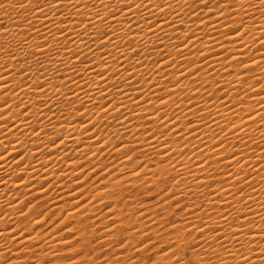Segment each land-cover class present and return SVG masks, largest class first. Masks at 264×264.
Here are the masks:
<instances>
[{"label": "bare ground", "instance_id": "6f19581e", "mask_svg": "<svg viewBox=\"0 0 264 264\" xmlns=\"http://www.w3.org/2000/svg\"><path fill=\"white\" fill-rule=\"evenodd\" d=\"M192 1L193 0H61V3L64 5V7L61 8L60 5L57 4L55 6V11H52L45 5L55 4V0H31V3L27 4L26 7L17 6L19 3H22L23 0H0V25H3V27L0 28V49H5L4 51H0V211H1L0 232H3L5 238L10 235L9 231H5L7 229L8 224L10 223L14 224L10 231L16 232L17 230H21V228L17 227L20 225V223H22L21 220L23 219L25 220L24 217L25 215L21 214L18 210H17L18 212L15 213L14 216H11L13 213L10 215L11 212L7 211L10 210L11 208L14 207L16 208V205L18 206L19 203L21 202L23 203L24 201V199L19 200L18 198L19 201L15 200L16 202H13V199L14 198L16 199V196H18V194L16 195L15 193L21 192L25 188V184H28L29 180H31L33 183L37 181L39 185V183H41V180L50 179L49 182L51 181L52 182L50 184L49 183L46 184L45 187L47 185H52V184H55L56 186L59 185L62 186L65 183V181L71 178L73 174L78 171L77 169L78 161L77 159H75L78 157V154H76L77 157H73L74 153L85 151L86 148H88L92 143L95 144V140H88L87 134H82V133L85 127H90L91 123H97V128H98V126L102 124L103 120L107 118L105 117L101 119V117H103V113L100 112L98 108L93 107L95 102L98 103V101L101 104L106 103V101L100 99L101 95H104L105 93L97 91V88L107 89V95L113 99V105L119 101L125 106V107H120L118 109V112L125 110L124 113L127 114V116L124 115L127 118L122 120L123 121L122 123H126L128 119L133 120V118H135L136 120H138V122L142 121V124L145 125L147 124L145 127H147L148 129L150 128L152 130L159 132L161 129L158 121L160 120V117L163 115V112L156 113L155 115H153L152 111H153V104H155L156 107H161L162 102L157 100L156 97L153 96L150 91H148V89L153 84H155L156 87L152 88V91L155 92L157 95L164 94L163 92H161L162 87L168 92L175 91L176 95L170 96L166 100L167 103L166 111L169 116H172L173 113H175V120L179 121L177 128L173 129V131H178L180 127H184L185 131H184L183 149H181L180 147L179 136H173L171 133H168L164 137L169 141V143L164 145V147L166 148L171 147V149H173L172 155H176L179 158H173L172 160L167 161L165 160L167 159V155L161 156L160 161L163 158L164 161L167 162L165 163L158 162L156 166H153V168L156 167L155 169L157 171L155 172L157 174L156 176H154L155 177L154 180L158 181L159 178L156 177L159 176L169 181V184L170 186H172V188L168 189L169 192L167 193V195L170 194L177 187V185H179V193L176 197H174L175 199L180 197L182 198L183 195H186L185 188L186 187L190 188L192 193L195 194L194 196H196V198H194L195 199L194 203H196L197 205H203V209L197 212L196 215L199 216L201 219H203L205 223L209 226V228L222 225L225 235L230 230L231 231L236 230L235 226L229 229V225L232 223L233 218L238 217L240 213H245L249 220L254 221V223L251 224V228L253 229L252 233H249L248 228L243 229L245 235L240 238L241 242L244 245L243 248H240L239 246L235 245L234 241L227 244L229 251L232 253L231 256L225 253L216 244H213L211 248H209L207 244H204V248L207 250L208 253L207 255H204L203 253H201L200 256H196L195 253H193L192 255L197 260H199L202 257L205 264H243V261L240 259L239 256V253L243 252L244 255L248 257L249 264H262V261H264V257L261 256V250H264V242H262L264 241V234H262V229H264V5H260V0H235V1L232 0L231 8L226 7L224 9L223 8L224 6L222 7L220 6L219 11H217L218 8L217 10L215 9L216 15L213 16V20L211 18L210 24L209 23L207 24V22H203V21L198 22L197 21L198 19H196L197 22H192V19L189 20L188 18L189 16L187 17L188 12H186L187 11L186 7L193 5L194 3ZM203 3L204 1L202 2V4ZM207 3H209V1H207ZM224 3L225 2H223V5H225ZM102 4L106 5L107 8L102 7ZM124 4L143 5V7H129L128 9H124ZM251 4H256L257 7H250ZM37 5L40 8H42L45 13H47L49 19L46 20L44 16L40 15L39 12L34 11ZM73 5H77V7H73ZM93 5L95 6L93 7ZM206 9L208 10L210 8L208 7ZM197 10L198 9H196L195 12H197ZM221 10H224V12L221 13ZM206 11L204 9V12ZM226 11L228 12L227 15H226ZM97 12H99L100 14V19H98L95 15ZM112 12H117V15L115 17L110 16L109 13ZM244 13H248V15L246 16L244 15ZM190 14H192V12L189 13L188 15ZM200 14H202V12ZM229 15L232 16L229 17ZM66 18H67V23L66 24L61 23V21H64ZM234 19H235V25L237 20L243 23L244 28H241V33L234 34L231 31L224 33L225 27L227 26L229 27V24L232 23L230 20H234ZM26 20L30 21L31 24L35 26V29L39 31V35L37 34V31H34L32 28L28 27V24L25 22ZM89 21H91V24H89ZM228 21H230V23H228ZM42 24L44 25V27L41 26ZM149 24L154 25L151 31L149 30L148 27ZM233 24H231V27H233ZM77 25H79V27H77ZM92 25H94V27ZM205 25H211V27L207 28L205 27ZM65 27L67 28V34L70 40L74 41V43L66 42L65 37L57 31V28H65ZM161 29L163 31H161ZM206 29L209 31V32L207 31L208 34L205 31ZM213 29H215V31ZM245 29H247L248 35L243 36V38L241 39L240 36L245 31ZM5 30L8 31L7 36L4 34ZM106 30H110V36H114L113 43L116 45V47H112L111 45H109L106 49L101 48L100 51H96V49L99 48L101 44H107V40L100 39L101 34ZM85 32L87 33L86 35L84 34ZM192 32H195L196 38L199 39V43H197V40L194 39L191 41H187L183 47H179L181 41L184 40L185 37L190 36ZM49 33H51V36H49ZM206 34H207V38H205ZM78 35L79 38H77ZM158 37L159 40L157 39ZM45 39H47L49 41V44L51 45L50 52L48 48L43 49L45 52H49V55L47 56L40 54V47H39L44 44ZM213 39L215 40V43H212ZM56 40H59L61 43L57 44L55 42ZM21 41H27V43H21ZM93 41L95 43H93ZM254 41H256L255 42L256 44L254 43ZM65 43L67 44V49L69 51L63 53L60 56H57L56 49L62 48V46ZM161 43L164 45L163 48L160 47ZM86 44L88 45V47H85ZM193 44H196V47H192ZM254 44L257 45V47L258 44L261 45L260 48L261 51L259 52L256 51L257 53H255L253 50L254 55H252L250 62L248 63L246 61L247 64L245 63L246 67H249L250 69L251 68L254 69L249 70L248 68V71L246 72L244 70H243L244 72L235 71L236 73H231L226 76L224 75L225 76L224 78H221V80L218 79L220 83L218 82L216 83L215 82L216 79L212 78L214 77L212 75L218 74L220 71L223 72L226 71L227 69L229 70L235 64V63L234 64L226 63L227 61H225L224 57L225 54L227 53L226 52L224 53V51L225 50L227 51V49L229 48H230L229 51L234 49L236 53L231 54V59H240L243 57V55L246 56V53L247 52L249 53L255 47ZM201 47L203 48V51H197V49ZM89 48L92 49L91 52L89 51ZM117 48H119L120 53H123L122 56H120L119 53H117ZM76 49H80L85 55L92 57L93 60V63L91 65H82L80 63L84 59V56H79L73 60V64L77 66V72L80 73L79 77L74 76L73 73L71 71H68L67 68L65 67V65H68V58L70 53L72 51H75ZM136 50H139L142 53L143 59H141V57L139 56L137 58L133 56L132 58L133 52ZM178 51L183 52L185 57L183 61L181 60V57L177 54ZM104 52L110 53V56L103 57L105 60H107V66L109 68V71L106 73L105 76V79L107 80V84H103L101 82L100 77L93 75V72L102 71L105 67V65L100 62L101 56ZM93 53H95V55H93ZM162 53L164 57H166L165 59H163L162 64H169L172 59H175L176 64L173 67L166 68L165 71L160 76L157 75L159 68L155 66H151L150 64L151 62L153 63L152 61L153 58L158 59L159 57L161 59ZM217 53H220V55L219 56L215 55ZM205 56L208 57V59L204 63H200L198 58H203ZM111 57H117L120 60V63L123 64V67H121L120 64L115 63ZM131 58L133 60H131ZM136 59L137 61H134ZM61 60L64 62L63 64L58 62ZM192 61H197V63L193 64ZM181 63L187 66V71L189 73L195 72V69L197 67L203 69L205 67V64L207 65V72H210L211 70L213 71L211 72L212 74L210 75H208V73L205 74V71H200L196 73L197 76H200V78H202L203 82L200 87L198 86V88L195 87L194 89H192L189 88L190 86L188 83V79L181 78L182 76L187 75V73L183 72L182 69L180 71H177V69L180 68ZM41 64L43 65V69H40ZM97 64H99V67L96 66ZM141 64H143V67L140 66ZM70 66L71 65H68V67ZM85 67H92L93 72H85L84 71ZM126 68L128 69L127 73L125 72ZM53 69H58L59 74L54 73ZM133 69L135 70L134 73H133ZM22 70H23V74H22ZM38 70L39 72H42V75L38 74ZM117 71L119 75L113 76V73ZM250 72L257 74V76L254 74L251 75ZM129 74L134 75V78L132 80L133 84H135L136 79L140 80V87L144 93L142 96H140V103L142 105L141 107H137L135 104L131 103L128 99H126L125 96L120 95L119 92H117L116 87H114V85H119L120 88L123 89V91L126 94L130 95L133 98L139 95L138 91L134 90L133 88H130L128 84H125L123 82L124 79H126ZM149 74H151V80L146 82ZM25 75L28 76L26 83H25ZM61 75L71 78L72 81H74V83L69 84L68 79H64L63 81H61L60 78ZM164 75H166V77H164ZM254 76H256V78H253ZM45 79H47L50 83L48 87H46L43 90V94H41V92L37 88V85L44 84ZM175 80H180V83L176 84L175 89H173L172 83ZM257 80L259 81V83L257 82ZM169 81L171 82L169 83ZM85 82H87V86L85 85ZM65 84H67L68 87L73 88L76 92L75 96H70V99L74 101L73 105L67 103L65 100V97L68 96V88L64 87ZM223 87L225 88V90L223 91V96L225 98L223 97L221 99L222 96L219 94V90L220 89L223 90ZM49 88L51 90H49ZM186 96L194 97L193 102L196 104L197 109L200 108L204 109L202 113L203 118L206 119L210 111L213 115V119L218 121V124L212 123L211 120H206L208 127H205L203 124H201L200 119L192 115V112L196 111V109H192L191 104L188 102V100L185 99ZM202 97L203 99H201ZM209 97H211V100L208 99ZM89 98H91V101L89 100ZM145 99H149L152 103L144 105L143 101ZM5 100H7L8 108H10L11 111H8L6 109L4 105ZM41 100H46L47 102L41 104L40 102ZM81 102H83L84 104L83 108H80ZM174 103L178 105L179 110L173 107ZM29 104H31L29 110L25 112L23 115H21V112L23 111L24 107ZM113 105H108L109 108L108 117L110 116V118L112 117L111 115L114 116L115 114H117V112L111 111ZM49 109H51V111H49ZM60 109L61 111L63 110L65 113L69 114L70 118L69 117L68 118L72 122L76 113L78 112L77 109H79L80 114L83 113L85 117L91 115L92 119L90 123L82 124V125L79 123L76 124L75 122L74 123L70 122L68 124L59 123L60 121H56V120L54 121L53 118L59 117L56 116L59 114V112L61 116ZM229 109H232L236 113V115H233V111H229ZM127 110H133L134 114L129 116ZM249 112H252L251 116L248 115ZM92 113H95V115H92ZM216 113H219L220 115H216ZM185 117L194 120L195 122L194 125L187 124L188 126H186L187 119H185ZM229 119L233 121L235 125H238L240 127V131L236 135L241 138L243 143H241V140H237L236 136H233L231 134V131L228 130L231 126L226 124V120ZM149 121H152V123L149 124ZM241 121H243V123H241ZM130 125L131 124L127 123L125 126H120V125L119 126L120 128H122ZM168 127L171 128L172 125L169 124ZM192 127L198 128V131L194 133L197 139H193L191 136L187 134L188 130L191 129ZM221 127H225L226 131L220 132ZM134 130H137V128L134 127ZM93 131H97V130L93 129ZM118 131L121 132L120 129H117V133ZM142 133L143 132L139 134V137L141 139L138 138V140H141L142 143H145V140L147 139V134L145 136H140L142 135ZM214 133L218 135H214ZM57 136L61 137V139L57 140L56 146H53L51 141L56 139ZM98 137H103L101 135V132H98ZM106 138L103 137L102 143L100 145H96V149L101 147L103 144L108 143L110 138L108 139ZM221 139H226V143L221 145V148L216 149L215 151L220 153V157H224L228 155V153L231 151H236L239 154L238 158L239 156L242 155L243 159L239 165H235V161L234 160L232 161L234 167L232 168L231 171L235 173H239L237 179H243L245 175H248L249 178L245 181L244 185L238 186L236 184V180H232L231 187L225 186L227 188V191L231 192L232 195H225L223 192L219 191V187H220L219 184L214 185L213 190L216 191L217 194L222 197V199H217L215 195H210L209 192H207V189L205 188L203 189V193H201L200 195L198 190L199 188H202L199 187V183L201 182L198 181L196 183H193V177L200 174L199 170L193 166V161L198 160L199 153H196L195 148L191 144L194 143L195 145H198L201 149H203L205 153H208V148L205 147V144H212L213 142H218ZM201 140H203L205 143L202 144ZM150 143L157 145V148L160 151L163 150L160 149L158 139H153L150 141ZM260 144L261 146H259ZM144 145L145 148L144 146H142L144 149L153 151V149L149 147L147 144ZM245 145H247V147H245ZM77 146H79L78 150H77ZM139 147H141V145ZM186 147H189V150L185 152ZM119 149L124 150V148H120V147ZM92 150H94V148H92ZM181 152H183L184 155L181 156L179 154ZM17 153H19V155H17ZM72 154L73 156H71ZM93 157L95 158V155ZM78 159H80V157ZM103 161L101 160L99 163H102ZM62 164H65L66 167H64L63 165L64 168H61ZM87 164H85L84 166H86ZM245 165L247 166L245 167ZM173 166H175L176 169L175 172L173 171ZM213 167L214 169L217 168L222 169L224 165L221 164L217 167L215 161H213ZM153 168H151V171L153 170ZM241 169L243 170L242 172ZM189 173H191V175H189ZM177 175L179 178L173 181L172 177ZM205 175H207V173H205ZM19 177H23V179H19ZM134 178L136 179L135 176ZM142 179H144L143 176ZM181 180L183 181V183H181ZM131 181L132 179L130 180V182ZM139 181L142 180L139 179ZM151 181H153V178ZM79 182L80 181H76L74 183H79ZM118 182L113 180V182L108 185L110 188L116 187V189L121 191L122 182L119 183ZM126 182L128 183V181ZM204 182L209 183L208 181H204ZM135 183H137V181ZM31 185L28 188H26L27 191L29 190V192L30 189L33 188ZM64 186L65 184L63 185V187ZM237 187H243L244 189L243 197H246V199H244L243 203L239 202L242 197L240 195H237ZM129 188L130 186L129 187L127 186V189ZM18 189L19 190L21 189V191H19ZM45 189L46 188L38 192L43 193ZM36 190L37 188L34 191ZM81 190L82 189L76 190L74 193H77L78 191ZM108 192H109L108 189L105 190L101 189L100 191H97L96 194L93 193L94 194L93 196L94 197L104 196L105 198L108 196L105 195V193ZM128 192H129L128 195L133 197L134 200L138 199V194H136L135 191H134L135 193L134 192L131 193V191L129 190ZM31 193L33 194L32 191ZM32 194L26 192L24 195L26 198L28 196H31ZM233 195H236L237 198L233 199L232 198ZM83 197H85V195ZM51 199L49 200L51 201ZM94 200L95 199L91 201L93 202ZM130 200L131 199H129V201ZM228 201H231L233 205L232 208L227 207L226 202ZM51 202L53 203V201ZM68 202L65 203L68 204ZM140 204L141 203H139L138 206H140ZM120 205L122 206V204ZM222 205L226 206V208L225 209L220 208L222 207ZM63 206L64 205H62V207ZM136 207L133 208V211H135ZM3 208L6 210H4ZM71 208L73 209V207ZM91 209L93 208L91 207ZM249 209H251V211H249ZM13 210L16 211V209ZM145 210H148V208ZM26 211H29V209ZM143 213L144 212H142V214ZM130 214L132 213L130 212ZM224 214H228L227 223H225L223 220L220 219V215H224ZM67 216L69 218V215ZM134 216L136 217V214ZM147 216L145 218H147ZM208 217L211 218L208 219ZM151 219L149 222L152 221ZM121 221L123 224L126 220L121 219ZM127 221H129V219ZM28 222L32 224V221L31 222L28 221ZM102 222L105 223V221ZM139 223L141 224V221H139ZM146 223H148V221ZM193 223L203 227V225L200 224V220L198 219L197 221L195 220V222ZM28 226L26 227L28 228ZM22 228L24 229L25 227ZM22 230L20 231V234L16 237V239L19 241V243H17L20 244L19 246L23 244L22 250H24L26 249L25 247L28 246L29 243L33 242V238L34 237L36 238L37 235L35 234L36 235L35 236L33 234L34 232L31 233V235H25V233L27 232ZM134 230L135 228H133V231ZM204 230L206 233L208 232L207 228ZM113 232L111 233L114 235L115 232L114 233ZM111 233L109 234L112 235ZM52 234L50 235L52 236ZM196 235L197 234H194L192 238H194ZM131 237H132V232H128L127 237L118 239V240L121 239L125 240L123 248L129 246ZM84 238L85 240L90 242V239H88L90 238L89 234L86 236V233H84ZM253 240L255 241V243H251V244L248 243V241H253ZM51 241L52 240H50V242ZM7 243L8 244L10 243L9 245L11 244L13 245L12 241H7ZM200 243L203 244V241L201 240ZM5 244H6L5 239L0 238V247H5L6 246ZM42 244H44V242ZM185 244L189 245L190 241H186L184 245ZM14 247L16 246H13L12 249ZM29 247L27 248L29 249ZM51 248L49 249L51 250ZM184 248L185 247H182V250H184ZM250 248L255 249V252L252 255H249L248 249ZM65 249L66 248H64V250ZM94 250L95 249H93L92 251ZM131 251L130 253L127 254L128 255L131 254ZM213 252H217L216 255L210 256V254ZM0 254L3 255L4 253L0 252ZM105 255L103 254V256ZM22 257L24 258V256ZM135 257L137 256L135 255ZM212 257L215 258L209 261L210 259H212ZM76 258H74V260ZM156 258H159V260L163 262H168L164 260L163 255H159L158 257L156 256ZM54 260H56V258ZM107 260L102 259L98 264H107L105 263ZM115 260L112 261L116 263L117 260L116 262ZM128 260L130 261L128 262L125 260L126 261L125 263L128 262L127 264H142L141 263L142 259L139 258L136 259L132 257V258H128Z\"/></svg>", "mask_w": 264, "mask_h": 264}, {"label": "snow or ice", "instance_id": "6c2138e0", "mask_svg": "<svg viewBox=\"0 0 264 264\" xmlns=\"http://www.w3.org/2000/svg\"><path fill=\"white\" fill-rule=\"evenodd\" d=\"M31 0H23L22 3H19L17 6L18 7H26L27 4H30ZM59 4L61 8L64 7V5L61 3V0H55V4H47L45 5L46 7H48L50 10L55 11V6ZM260 5H264V0H260ZM95 5H93L94 7ZM73 7H77V5H73ZM102 7L107 8L106 5L102 4ZM129 7H143V5H129V4H124V9H128ZM204 7L207 8L208 4L207 2L204 3ZM229 7L231 8L232 5H229ZM250 7H257L256 4H251ZM147 10V9H145ZM34 11H37L40 13L41 16H44V18L47 20L49 19L47 13H45L43 11L42 8H40L38 5L35 7ZM119 11V10H118ZM63 14V13H61ZM96 17L98 19H100V14L99 12H97ZM110 16L115 17L117 15V12H112L109 13ZM244 15H248V13H244ZM198 19H200V17H197ZM28 24V27L32 28L34 31H37V34L39 35V31L37 29H35V26L31 24L30 21H25ZM51 22V21H49ZM130 22V21H129ZM61 23L66 24L67 23V18L64 21H61ZM89 24H91V21H89ZM42 27H44V25H41ZM55 26V25H54ZM94 27V25H92ZM223 26V25H222ZM3 25H0V28H2ZM77 27H79V25H77ZM149 30L151 31L152 28L154 27V25L149 24L148 25ZM205 27H211V25H205ZM241 28H244L243 23H241L239 26L230 29L231 32H233L234 34L236 33H241ZM215 31V29H213ZM57 31L63 35L65 37V41L68 43H74V41L70 40L68 34H67V28H57ZM161 31H163L161 29ZM6 36L8 35V31L5 30L4 33ZM85 35L87 34L86 32L84 33ZM155 34V33H153ZM166 35V34H165ZM248 35V31L247 29H245V31L241 34L240 38L242 39L243 36ZM49 36H51V33H49ZM77 38H79V35L77 36ZM207 38V34L206 37ZM100 39H105L107 40V44H101L99 48L96 49V51H100L101 48L106 49L109 45H111L112 47H116V45L113 43V39L114 36H110V30H106L104 31L101 36ZM159 40V37L157 38ZM197 40V43H199V39L196 38L195 32H192V34L190 36L185 37L184 40L181 41V44L179 47H183L185 45V43L187 41H191V40ZM57 44H60L61 42L59 40L55 41ZM256 41H254L255 43ZM21 43H27V41H21ZM93 43H95L93 41ZM212 43H215V40H212ZM40 47V54L41 55H49V52L51 51V45L49 44V41L47 39L44 40V44ZM85 47H88V45L86 44ZM161 48L164 47V45L161 43L160 45ZM192 47H196V44H193ZM44 48H48L49 52H45L43 49ZM5 49H0V51H4ZM69 50L67 49V44L65 43L62 48H58L56 49V55L60 56L65 52H68ZM89 51L91 52L92 49L89 48ZM131 51V48H130ZM197 51H203V48H199L197 49ZM226 51V50H225ZM117 53H119L120 56L123 55V53L119 52V48H117ZM180 57L181 60L183 61L185 59L183 52L178 51L177 53ZM93 55H95V53H93ZM134 56H139L141 57V59H143L142 53L139 50H136L133 52ZM170 55V54H169ZM220 53H217V56H219ZM79 56H84V59L80 62L82 65H91L93 63L92 57L85 55L80 49H76L75 51H72L69 55L68 58V65H71L70 67H68V65H65V67L67 68L68 71H71L73 73L74 76L79 77L80 73L77 72V66L75 64H73V60ZM104 56H110V53L104 52L101 56V63H103L105 65L104 69L102 71L99 72H93L92 67H85L84 71L85 72H93V75L100 77L101 82L103 84H107V80L105 79L106 73L109 71V68L107 66V60H105L103 57ZM115 63L120 64L121 67H123V64L120 63V60L117 57H111ZM166 57H164L163 53L161 54V59L155 61L156 66L159 68V71L157 72V75H159L160 73H163L165 71L166 68H170L173 67L176 64L175 59H172L171 62L169 64H162L163 59H165ZM225 61H228L231 59V55L230 54H225ZM208 59V57H203V58H198L200 63H204L206 60ZM59 63L63 64L64 62L58 61ZM193 64H196L197 61H192ZM162 65V66H161ZM97 67H99V64L96 65ZM141 67H143V64L140 65ZM40 69H43V65H40ZM183 70V72L187 73V75L182 76V79H189L193 76H195L196 73L200 72V71H205V74H207V65L205 64V67L202 69L200 67H197L195 69V72H188L187 71V66L183 63L180 64V68L177 69V71ZM54 73L59 74V70L58 69H53ZM134 69H133V73H134ZM125 72H128V69H125ZM22 74H23V70H22ZM38 74L42 75V72H39L38 70ZM231 74V73H229ZM119 73L114 72L113 76H118ZM170 75V74H169ZM61 81H63L64 79H68L69 80V84L74 83V81H72L71 78L69 77H65L63 75H61ZM134 78L133 74H129L127 76L126 79H124V83L128 84V86L130 88H133L134 90L139 92V95H137L135 98L131 97L130 95L126 94L123 89L120 88L119 85H114V87H116L117 92H119L120 95L125 96L126 99H128L131 103L135 104L137 107H141V103H140V96H142L143 90L140 87V80L136 79L135 84L132 83V80ZM28 76L25 75V83L27 82ZM151 80V74H149L146 82ZM259 83V81H257ZM49 81L47 79H45V83L41 84V85H37L38 90L41 92V94H43V90L48 87L49 85ZM180 80H175L172 83V87L173 89H175L176 84H179ZM193 83H195V81H193ZM85 85L87 86V82H85ZM55 87V86H53ZM65 88H68V96L65 97V100L67 103L72 104L74 103V101H72L70 99V96H75L76 92L73 88L68 87L67 84L64 85ZM156 87L155 84H153L148 91L151 92V94L153 96H156V99L162 102L161 107H156L155 104H153V111L152 114L155 115L156 113H160L163 112V115L160 117V120L158 121L160 124V131L157 132L155 130L152 129H147L146 130V134H147V139L145 140V144H147L149 147H151L153 149L154 152L157 153V155L159 156H165L167 155V158L169 160L173 159L172 153H173V149H171V147H164V145L168 144L169 141L167 139H165L164 137L168 134L171 133L173 136H179L180 137V147L181 149L184 148V144H183V140H184V131L185 128L184 127H180L178 131H173V129L177 128V125L179 124L178 120H175V113H173L172 116H169L166 108H167V103L166 100L168 97L176 95L175 91L172 92H168L166 91L164 88H161V92H163V95H157L155 92L152 91V88ZM49 90H51L49 88ZM97 91L103 92L105 93L104 95H101L100 99L103 101H106V103L104 104H100V103H96L93 105V107L98 108L100 112L103 113V117H101V119L108 117L109 115V108L108 105H113V99L110 98L107 95V89L106 88H97ZM79 98V97H77ZM186 100H188V102L191 104L192 109H196V111L192 112L193 116H196L198 119H200V123L203 124L205 127H208V124L206 122V120H211L212 123L214 124H218V121H216L215 119H213V115L212 113L209 111V115L208 117L205 119L202 116V113L204 111V109L200 108L197 109L196 108V104L193 102L194 101V97H185ZM203 99V97L201 98ZM209 100H211V97L208 98ZM89 100L91 101V98H89ZM41 104L46 103V100H41L40 101ZM183 102V101H182ZM149 103H152L149 99H145L143 101L144 105H147ZM4 105L6 107V109L8 111H11L10 108H8V102L7 100L4 101ZM31 107V104L26 105L23 109V111L21 112V115H23L25 112H27L29 110V108ZM84 104L83 102H81L80 104V108H83ZM120 107H125L121 102H117L116 104L113 105L111 111L117 112L118 117L120 118L118 120V125H121V121L126 119L127 117L124 116V113L122 112H118V109ZM173 107L178 109V105H176L175 103L173 104ZM49 111H51V109H49ZM77 111H79V109H77ZM128 111V115L131 116L134 114L133 110H127ZM229 111H233L232 109H229ZM254 111V110H253ZM92 115H95V113H92ZM216 115H220L219 113H216ZM233 115H236V113L233 111ZM249 116L252 115V112L248 113ZM139 118V117H138ZM146 118V117H145ZM239 118V117H238ZM92 119V116L89 115L87 117H85V115L82 113L80 116V122L82 124H88L90 123ZM185 119H187V123L188 125H194V120L192 119H188L187 117H185ZM175 120V123H174ZM166 121V123H165ZM129 123H131V120H129ZM152 121H149V124H151ZM241 123H243V121H241ZM171 124L172 127L169 128L168 125ZM226 124L230 125L231 127L228 129L231 131V134L233 136H236L237 140H241V138L239 136H237L236 134L240 131V127L238 125H235V123L233 121L226 120ZM122 126V125H121ZM186 127V126H185ZM93 129H96L97 131H93ZM35 131V130H34ZM198 131L197 127H192L191 129L188 130L187 134L189 136H191L193 139H197V137L194 135V133ZM226 129L225 127H221L220 128V132H225ZM98 132L99 129L97 128V123H91L90 127H85L84 131L82 134H87V139L88 140H95V144L92 145V147H96V145H100L102 143L103 137H98ZM105 135H107L105 133ZM214 135H218L216 133H214ZM114 137L110 138L108 143L103 144V146L97 148V155H99L100 153H104L106 151L109 152V154H111L112 151H115L116 148L112 147L110 149V145H111V139H113ZM61 137L57 136L56 139L52 140L51 143L53 144V146H56V142L57 140H60ZM133 139L136 141V144H139V141L136 140L135 137H133ZM153 139H158L159 145H160V149H163L162 151H160L157 148V145L155 144H151L150 141ZM201 143L204 144L205 142L203 140H201ZM226 143V139H221L218 142H213L212 144H205V147L208 148V153H205L203 151V149H201L198 145H193V147L195 148L196 153H199V157L198 160H194L193 161V166L195 168H197L199 170V175L194 176L193 177V183L196 182H201L199 183V187H203L206 188L209 192L210 195H215L217 199H222L221 196H219L217 194L216 191L213 190V185L219 184V191L223 192L225 195H232L231 192L227 191V188L225 186L231 187V181L232 180H236V184L238 186L243 185L245 183V181L249 178L248 175H245V177L243 179H237L239 173H235L232 172V168L234 167V164L232 163V161H235V165H239L243 159L242 155L239 156L238 158V153L236 151H231L228 153V155L224 156V157H220V153L215 151L216 149L221 148V145ZM241 143H243V141L241 140ZM92 147H89L88 151L91 152L92 151ZM118 147L120 148H124L123 151V159L128 161V165H130L131 167L125 168V173L127 175H133L135 174L136 179H141V174H140V169L141 168H145V164L146 161H144V157H145V153L143 151H140L139 149H137L135 146L131 147V148H126L125 147V141L123 139H121V141L119 142ZM245 147H247V145H245ZM79 149V146H77V150ZM59 150V149H58ZM140 151V155H137L135 157H133L131 154L133 152H137ZM181 156L184 155L183 152L179 153ZM17 155H19V153H17ZM83 159L85 161L88 160V155L84 154L83 155ZM117 162H120V158L116 157ZM213 161H215V164L217 166L223 164L224 167L222 169H219L217 176L212 175V171H217V169H214L213 167ZM227 161V162H226ZM164 161L162 160L161 163H163ZM153 166H155V161H152ZM19 166V165H18ZM123 166V165H122ZM183 166V165H181ZM247 165H245L246 167ZM43 167V165H42ZM84 164L81 163L79 165H77V169L81 170L80 171V175L75 177V181H80L81 177H85L86 176V172L83 171L84 169ZM96 167L95 164H92L91 167L89 169H87L88 172H91L90 176H86V179L83 180V182L81 183H76L75 184V188H73L71 191L75 192L77 189H84V186L86 184L89 183V181L92 180L93 177L99 176V172L97 171H92V169H94ZM109 168V164H104L101 168L100 171L103 172L106 169ZM211 170V171H210ZM114 171H118L117 169L113 168L112 171H109L107 173L106 177H103L104 179H107L108 177L112 176V172ZM173 171L175 172V166H173ZM243 170L241 169V172ZM125 173H121L120 175H124ZM205 173H207V175H205ZM144 176H151L154 175L153 173H151L150 170H146L143 173ZM189 175H191V173H189ZM179 177L177 176H173L172 180L175 181L177 180ZM19 179H23V177H19ZM116 179H119V175L116 177ZM204 181H211V183H205ZM31 181L29 182V184H25V188H28L30 186ZM49 181L48 180H44L43 183H41L39 185V189H37V191H41L45 188V185L48 184ZM149 183H151V181H149ZM181 183H183V181L181 180ZM99 184V180H97L96 184H93L92 187L93 188H97V185ZM103 189H108L109 185L106 183L104 185H102ZM50 190V189H49ZM100 188H97V191H99ZM149 192H153V188H149L148 189ZM168 192V186L165 185V187L163 188H159L156 189L154 194L149 197L151 200L155 201L158 197L159 199V204L157 205V207H162L164 205V203L166 201L171 202V204L173 206L175 205H181L182 204V200L181 199H173V197H176L179 193V185H177V187L168 195H165V193ZM243 192L244 189L243 187H237V195H240L242 198L240 199L239 202L243 203L244 199H246V197H243ZM185 193L187 195H195L194 193H192L190 188H185ZM69 194L66 192V195ZM44 195H47V192L44 193ZM105 195H114V193L112 192H108L105 193ZM80 197L84 196V191H80L79 193ZM233 199H236L237 196L233 195L232 196ZM73 199L78 200L79 202L77 204H75L73 207L78 209L80 208L81 204H85V203H89V201L95 199L97 202L100 200L104 199V196H89L83 200H80L79 197L77 196H73ZM33 200L35 201H39L40 197L39 196H35L33 197ZM33 200H28L26 202H24L21 207L18 209V211L21 214L25 215V219H27L29 216H31L33 219H39L40 217H43L45 212L48 211V201L45 200L44 204L41 205L40 203H36L35 205H33V207L31 209H29V205L33 204ZM227 203V207L228 208H232L233 205L231 203V201L226 202ZM189 205H191V209L194 210H189L188 211V215L189 216H194L196 217V219L200 220V224L203 225V227L196 225L194 223H192L191 221H189L188 219H183L182 221H179L177 223H182L184 225V229L183 231L186 232V237H184V239H186L187 237H192L194 234L196 235V238L192 241L191 244L188 245V248L181 253L180 252V248L179 245L177 243V240H181L182 239L179 235L181 229L179 227H176L173 229V232L176 235V239H166L163 236H160L159 234H157V238L153 239L152 236L150 235H146L143 232H140L139 235H141L143 238L138 240V245L140 246L141 249L144 250V252L146 253L145 256V264H155V257L158 255H163L164 260L165 261H171L172 264H205L203 258L201 257L199 260H197L192 254L195 253L196 256H200L201 253H203L204 255H207V250L204 248V244H207L209 248L212 247L213 244L218 245L225 253H227L229 256L232 255V253L229 251L227 244L231 243V242H235V245L239 246L240 248H243L244 245L241 242V237L245 235V233L243 232V229L248 228L249 233L253 232V229L251 228V224L254 223V221H251L248 219V217L246 216L245 213H240L238 217L233 218L232 223L229 225V229H231L233 226H235L236 230L235 231H229L226 235L224 234V229L223 226H217V227H212L209 228V226L205 223V221L203 219H201L199 216L196 215L197 212L201 211L203 209V205H197L196 203H194L193 201H188V203H184L182 207H178L176 208V212L177 213H182L185 211L186 208H189ZM105 208L107 207H111V203H106L104 205ZM25 209H29V211L27 213H25ZM84 211L86 212L87 209L85 208ZM249 211H251V209H249ZM55 213H52L51 216H49L46 220H44V224H48L49 220L52 219V216H54ZM91 218V217H90ZM107 218V217H105ZM211 217H208V219H210ZM220 219L223 220L225 223L228 222V214H224V215H220ZM173 220H175V216H173ZM243 221V222H242ZM116 221L113 220L112 224H115ZM171 221L169 222L170 226H171ZM36 227H42V225L37 224ZM12 225L8 224L7 229L5 231H9L10 235L7 236L6 238L3 235V232H0V238H4L5 242L7 243V241H12L13 246H15L17 243H19V241L16 239V237L20 234L21 230H17L16 232H11ZM68 225H64V229H67ZM208 229V232L206 233L204 229ZM63 229H61L62 231ZM36 228H33L31 230V232H35ZM148 231H151V229H148ZM31 232L25 233V235H31ZM161 232H164V229L161 228ZM173 233H168L167 235L171 236ZM262 234H264V229H262ZM69 236L70 237H75L76 233L75 232H69ZM203 241V244L200 243V241ZM211 240V243H210ZM77 244L80 243V240L77 239L75 241ZM124 239H121L118 241L119 244H124ZM264 242V241H262ZM248 243H255V241H248ZM38 246V245H37ZM68 248H72L73 245L71 243H69L67 245ZM6 251H8L9 257L11 256V251L9 249H5ZM133 251L135 253V255H139V251H137V249L135 248V246H133ZM249 251V255H252L255 252V249H248ZM77 255L80 254L79 251L76 252ZM213 255H216L215 252L212 253ZM240 259L243 261V264H249V259L248 257H246L244 255L243 252L239 253ZM261 256L264 257V250H261ZM219 258V257H218ZM47 264V262H46ZM262 264H264V261H262Z\"/></svg>", "mask_w": 264, "mask_h": 264}, {"label": "rangeland", "instance_id": "374dc122", "mask_svg": "<svg viewBox=\"0 0 264 264\" xmlns=\"http://www.w3.org/2000/svg\"><path fill=\"white\" fill-rule=\"evenodd\" d=\"M204 1V3L205 2H207V1H209V3H207L208 4V7L210 8V9H206V8H204V3L202 4V2ZM211 1H212V3H211ZM193 0L192 2L194 3L193 5H190V6H188V7H186V12H188L187 13V17L189 18V20H191L192 19V22H207V24L209 23L210 24V22H211V18H212V20H213V16H215L216 15V10H217V8H218V10L217 11H219L220 10V6L222 7V6H224L223 8L225 9L226 7H229V5H232L231 4V2H232V0ZM222 1V2H221ZM235 1V0H234ZM196 2V3H195ZM221 2V3H220ZM223 2H225L224 4L225 5H223ZM220 4V5H219ZM201 6V7H200ZM212 6H213V8H212ZM218 6V7H217ZM207 7V8H208ZM216 7V8H215ZM193 8V9H192ZM200 8V9H199ZM230 8V7H229ZM189 9V10H188ZM196 9H198L197 10V12H195V10ZM204 9H205V11L206 12H204ZM216 9V10H215ZM213 11H214V13H213ZM192 12V14H190V15H188L189 13H191ZM195 12V13H194ZM202 12V14H200ZM210 12V13H209ZM222 12H224V10H221V13ZM229 12H231V11H229ZM206 13H207V15H206ZM227 11H226V15H227ZM213 14V15H212ZM205 16H206V19H205ZM210 16V17H209ZM212 16V17H211ZM232 15H229V17H231ZM197 17H200V20L197 18ZM201 17H203V18H201ZM254 18V17H253ZM196 19H198L197 21H196ZM204 19H205V21H204ZM209 21V22H208ZM230 21L232 22V23H230ZM230 21H228V23H230L229 24V27L227 26V27H225V31H224V33L225 32H230V29H232V28H235V27H237V26H239L240 24H241V22H239V20H237L236 21V25H235V19L234 20H230ZM234 21V22H233ZM234 23V24H233ZM231 24H233V27H231ZM228 25V24H227ZM235 26V27H234ZM208 28V27H207ZM230 28V29H229ZM229 29V30H228ZM206 31V33L208 34V30L206 29L205 30ZM208 31V32H207ZM228 34H230V33H228ZM256 44V43H255ZM254 44V45H255ZM253 45V46H254ZM260 48H261V45H259L258 44V47H257V45H255V47L251 50L252 51V53H253V50H254V52L255 53H257V52H259V51H261L260 50ZM230 49V48H229ZM229 49H227V51H224V53L226 52L227 54H234V53H236V51L234 50V49H232V50H230L229 51ZM251 51L248 53H246V56H244L243 55V59L242 58H240V59H230L229 61H227L226 63L227 64H229V63H232V64H234V66L233 67H231L229 70L227 69L226 71H223V72H219L218 74H213L212 76H214V77H212V78H214V79H216L215 80V82L217 83H220L219 82V80H221V78H224L226 75H228L229 73H236V72H246V71H248V68L249 67H246V65H245V63L247 64V62L249 63L250 62V59H251V57H252V55H254V53L252 54L251 53ZM257 51V52H256ZM218 52V51H217ZM220 52V51H219ZM223 53V54H224ZM215 55H217V54H215ZM133 56L134 55H132V58H133ZM155 56V55H154ZM249 56V57H248ZM136 58L138 57V56H135ZM131 58V60H133ZM135 59V58H134ZM157 60H160V58L158 57V59H155V58H153L152 59V61H153V63L151 62V66H155V67H157L156 66V64H155V61H157ZM134 61H137V59L136 60H134ZM236 61V62H235ZM247 61V62H246ZM241 62V63H240ZM243 63V64H242ZM153 64V65H152ZM254 68H249V70H253ZM244 70V71H243ZM213 70H211L210 72H207L208 73V75H210V74H212L211 72H212ZM227 71H228V73H227ZM236 71V72H235ZM225 73V74H224ZM227 73V74H226ZM251 73V72H250ZM223 74V75H222ZM252 74H254V73H251V75ZM160 76L162 75V73H160L159 74ZM222 75V76H221ZM225 75V76H224ZM254 75H256L257 76V74H254ZM256 76H254L253 78H256ZM163 77V76H162ZM164 77H166V75H164ZM169 78V77H168ZM168 78H166V79H168ZM253 78H251V79H253ZM199 79V80H198ZM219 79V80H218ZM191 80V81H190ZM193 81H195V83H193ZM258 81V80H257ZM171 81H169V83H170ZM202 78H200V76H197V74H195V76H193V77H191V78H189L188 79V83H189V88H192V89H194L195 87H197L198 88V86L200 87L201 85H202ZM222 82V81H221ZM163 88V87H162ZM196 88V89H197ZM222 89H220L219 90V94L222 96L221 97V99L224 97L223 96V91L225 90V88L223 87V90L221 91ZM221 91V92H220ZM5 94H7V93H5ZM156 97V96H155ZM225 98V97H224ZM97 102H95V104H96ZM98 103H100L99 101H98ZM74 103H72V105H73ZM101 104V103H100ZM90 107H92V106H90ZM60 111H61V109H60ZM125 111V110H124ZM124 111H121V112H123L124 113ZM77 112V111H76ZM67 114V115H66ZM77 115V116H76ZM76 115H75V117H74V119H73V122L72 121H70L69 120V118H70V116H69V114L68 113H65L63 110L61 111V116H60V112H59V114L58 115H56V116H59V117H54L53 118V120L55 121H60L59 123H65V124H68V123H76V124H81L82 125V123L81 122H79L80 121V116H81V114H80V112L78 111L77 113H76ZM79 115V116H78ZM124 115H126L127 116V114H125L124 113ZM112 117L110 118V116L109 117H107L106 119H104L103 120V122H102V124H100L99 126H98V129H99V132H101V135L103 136V137H105L106 138V136L107 135H105V133L107 132L108 133V136H107V138L106 139H108V138H112V137H115V138H113L112 140H111V145H110V147L112 148V146L113 147H117L116 148V150L115 151H112L111 152V154H109V152L108 151H106V152H104V153H101V154H99L98 155V157H97V149H96V147H92V145H94L93 143L89 146V147H92V148H94V150H92V151H94V152H92L91 151V154H90V152L87 150V149H89V147L88 148H86V150L85 151H82V152H79V153H74V156H73V154L71 155V156H73V157H77V155L76 154H78V157L77 158H75V159H77V161H78V165L79 164H81V162L85 165V164H87V163H90L91 165L92 164H96V167L94 168V169H92V171H98L99 172V176H96V177H93L92 178V180L91 181H89V183L88 184H86L85 186H84V189H82L81 191H84L85 193H84V195H85V197H80L79 196V193H80V191H78L77 193H74V192H72L71 193V190L73 189V188H75V184L76 183H74V182H76V181H74L75 180V177L76 176H79L80 175V171L81 170H79L78 169V171H77V169H76V173H74L73 174V178L71 177V178H69L67 181H65V186L63 187V185L62 186H56L55 184H52V185H47L45 188V191L43 192V193H40V192H38L37 190L36 191H34L36 188L37 189H39V185L41 184V183H43L44 182V180H41V183H39V185H38V182L36 181V182H32L31 180H29L28 181V184H29V182L31 181V183H30V185L33 187L32 189H30V192H29V190L27 191V189L26 188H24L22 191H21V189L19 190V191H21V192H19V193H15L16 195L18 194V196H16V199L14 198L13 199V202H16L15 200H18V198H19V200H22V199H24V201H23V203L24 202H26V201H28V200H33V197H35V196H39L40 197V200L39 201H34L33 202V204H31V205H29V209H31L33 206L32 205H35L36 203H40L41 205H43L44 204V202H45V200H47L49 203H48V212L46 211L45 212V214H44V216L43 217H40L39 219H34L33 220V218L31 217V216H29L30 217V219H29V217H28V219H23V220H21V222L22 223H20V225L19 226H17V227H19V228H21V230L23 229L22 227H25L22 231H25V232H31V230L33 229V228H38L34 233L33 232H31V233H33L35 236H36V238L34 237L33 238V244L32 243H29L28 244V246H26L25 248L26 249H24V250H22V245L23 244H21V246H19L20 244H16L15 246L16 247H14L13 249H12V247H13V245H12V247H11V245H9L8 243H6L5 245L7 246H5V247H0V252L1 253H4L3 255H1L0 256V264H41L42 262L45 264L46 262H47V264H68L69 262V264H81V262H82V264H98L99 262H100V260H102V259H105V260H107L105 263H107V264H127L130 260H128V258H132V257H134V258H139V259H142V264H145V256H146V253L144 252V250L143 249H141L140 247H139V245H138V240H140V239H142L143 237L141 236V235H139L138 236V234L140 233V232H143L144 234H146V235H150V236H152L153 237V239H156L157 238V234L159 233V235L160 236H163V237H165L166 239H176V236H175V233L173 232V229L174 228H176V227H179L180 229H181V231H180V233H179V235H180V237H181V239H184L183 237H186V232L185 231H183V229H184V225L182 224V223H177V222H179V221H182L183 219H188L189 221H191L192 223L193 222H195V220L197 221V219H196V217H194V216H189L188 215V211L189 210H194V209H191V208H186L185 209V211L184 212H182V213H177L176 212V208H178V207H182L183 206V204L184 203H188V201H189V199H190V201H195V199L194 198H196V196H194V195H183L182 196V198H183V200H182V198L180 197V198H177V199H181L182 200V204L181 205H175V206H173L172 204H171V202H169V201H166L165 202V204L162 206V207H157V205L159 204V197L155 200V201H153V200H151L149 197H151L153 194H154V192H155V190L156 189H159V188H163V187H165V185H167L168 186V189H170V188H172V186H170V184H169V181H167V180H165L164 178H161V177H159L158 175V177H156V178H159V180L158 181H155L154 180V176H156V174L157 173H155V172H157L156 171V167H154L153 168V163H152V161L154 160L155 161V166L157 165V163L158 162H161L162 160L164 161V159L162 158V160L160 161V157L161 156H159V155H156L157 153H155V152H153L152 150H148V149H144L145 148V143H142L141 142V140H138V138L139 139H141L140 137H139V134H141V132H143L142 133V135H140V136H145L146 135V130L148 129L147 127H145L146 125L145 124H142V121L141 122H138V120H136L135 118H133V120L132 119H128L127 120V122L126 123H122L123 121H121V125L122 126H125L127 123L128 124H131L130 126H126V127H122V128H120V126L119 125H117L118 123V120L120 119L119 117H118V115L117 114H115L114 116L113 115H111ZM144 116H146V115H144ZM69 117V118H68ZM59 118V119H58ZM67 118V119H66ZM145 118V117H144ZM67 121H66V120ZM77 119H79V120H77ZM107 119H108V121H107ZM63 120H65V121H63ZM75 120V121H74ZM114 120H115V122H114ZM129 120H131V123H129ZM147 120V119H146ZM77 121V122H76ZM138 123V124H137ZM103 124H105V125H103ZM188 123H187V121H186V126H188L187 125ZM103 125V126H102ZM79 126V125H78ZM102 126V127H101ZM115 126V127H114ZM112 127V128H111ZM134 127L135 128H137V130H134ZM104 128H106V129H104ZM117 129H120L121 130V132L120 131H118V133H117ZM107 130V131H106ZM116 130V131H115ZM105 132V133H104ZM115 132V133H114ZM130 134H129V133ZM106 133V134H107ZM111 133V134H110ZM113 133V134H112ZM110 134V135H109ZM117 134V135H116ZM118 134H119V136H118ZM136 134H138V135H136ZM134 135H136V136H134ZM133 137H135L136 138V140H138L139 141V144H136V141L134 142V139H133ZM128 138V139H127ZM115 139V140H114ZM120 139H123L124 141H125V147L126 148H131V147H133V146H135L137 149H139L140 151H145L144 153H145V157H144V161H146V164H145V168H141L140 169V174H141V180L142 181H139L138 179H135L134 178V176H135V174H133V175H125L126 173H125V168L126 167H128V168H130L131 166L130 165H128V161L127 160H125V159H123V149H119V147H118V145H119V142H120ZM119 140V141H118ZM130 141H133V142H130ZM194 144V143H193ZM193 144H191L192 146H193ZM141 145V147H139ZM195 145V144H194ZM103 146V145H102ZM142 146H144V148L142 147ZM191 146V147H192ZM259 146H261V144L259 145ZM190 147V148H191ZM110 148V149H111ZM189 150V147H186L185 148V152L186 151H188ZM259 150H261V149H259ZM117 151H118V153H117ZM140 151H137V152H133L131 155L133 156V157H135V156H137V155H140ZM120 152V153H119ZM107 153V154H106ZM151 153H153V154H151ZM84 154H87L88 155V160L87 161H85L83 158H81V157H83V155ZM150 154V155H149ZM188 154H190V153H188ZM76 155V156H75ZM91 155V156H90ZM95 155V158L93 157ZM104 155V156H103ZM90 156V157H89ZM159 156V157H158ZM173 156V158H179V157H177L176 155H172ZM80 157V159H78ZM101 157V158H100ZM116 157H119L120 158V162L118 163L117 162V159H116ZM93 158V159H92ZM100 158V159H99ZM122 158V159H121ZM82 159V160H81ZM95 159V160H94ZM102 160H104L102 163H99L100 161ZM165 160H167V161H170L168 158L167 159H165ZM94 161H95V163H94ZM115 161V162H114ZM167 161H164L163 163H165V162H167ZM97 162H98V164H97ZM114 164H113V163ZM90 164H87L85 167H84V169H83V171L85 170V172H86V176H90L91 175V172H88L87 173V169H89L90 168ZM104 164H109V168L108 169H106L105 171H103V172H101V171H99L100 169L99 168H101ZM111 164V165H110ZM121 164H123V166L121 165ZM125 164V165H124ZM63 165H64V167H66V165L65 164H62V166H61V168H64L63 167ZM117 165H118V167H117ZM128 165V166H127ZM172 165V164H171ZM150 166H151V168H153V170L151 171V168H150ZM89 167V168H88ZM218 167V166H217ZM113 168H115V169H117L118 171H114V172H112V176L111 177H108L107 179H103V177H106L107 176V173L109 172V171H112V169ZM120 168V169H119ZM219 169H221V168H217V171H215V172H212L213 173V175L214 176H216L217 174H218V171H219ZM146 170H150L154 175L152 176H144L143 175V173L146 171ZM103 173H104V175H103ZM121 173H125L124 175H120ZM25 175V174H24ZM119 175V178L120 179H116V177ZM22 176H23V174H22ZM86 176L85 177H82L81 178V180H80V182L79 183H81V182H83V180L84 179H86ZM128 176V177H127ZM142 176L144 177V179H142ZM136 177V176H135ZM110 178H111V180H110ZM113 178V179H112ZM152 178H153V181H151L152 180ZM74 179V180H73ZM132 179V181L130 182V180ZM148 179V180H147ZM52 180V179H51ZM97 180H99V184L97 185V188H100V190L102 189L103 190V188H102V185H104V184H111L112 182H113V180L114 181H119V182H122L121 183V186H122V190L120 191V190H118V189H116V187H112V188H108V191L109 192H112V193H115L114 195H108L107 197H105L103 200H100V201H96V200H94L93 202L92 201H90L89 203H85V204H81L80 205V209L78 208V209H76V208H74L73 206L76 204V202L78 203L79 201L78 200H76V199H73V196H77V197H79V199L80 200H83V199H85V198H87V197H89V196H93L94 194H96V190H97V188H93L92 187V185L93 184H96V182H97ZM48 181H50V179H48ZM71 181V182H70ZM107 181V182H106ZM126 181H128V183L126 182ZM134 181V182H133ZM137 181V183H135ZM148 181V182H147ZM149 181H151V183H149ZM39 182H40V180H39ZM52 182V181H51ZM51 182H49V184L51 183ZM118 182V183H119ZM209 183L211 182V181H208ZM70 185H69V184ZM124 183V184H123ZM133 183H135V184H133ZM144 183V184H143ZM157 183H158V185H157ZM68 184V185H67ZM132 185H133V187H132ZM244 185V184H243ZM51 186V187H50ZM52 186H54V187H52ZM127 186L129 187L130 186V188L129 189H127ZM139 186V187H138ZM214 186V185H213ZM256 187V186H255ZM64 188V189H63ZM72 188V189H71ZM90 188V189H89ZM149 188H153V192H149L148 191V189ZM34 189V190H33ZM51 191H50V190ZM60 189V190H59ZM71 189V190H70ZM96 189V190H95ZM135 189H137V190H135ZM143 189V190H142ZM203 187L202 188H199V194L201 195V193H203ZM206 189V188H205ZM70 190V191H69ZM77 190H80V189H77ZM99 190V191H100ZM105 190V189H104ZM128 190L129 191H131V193H133L134 191L136 192V194H138V199L137 200H134L133 199V197H131V196H129L128 194H129V192H128ZM31 191L33 192V194L31 193ZM48 191V192H47ZM61 191V192H60ZM144 191H145V193H144ZM30 193V194H32L31 196H28V197H26L25 198V193ZM38 192V193H37ZM45 192H47V195L45 196L44 195V193ZM51 192V193H50ZM70 193V194H65V193ZM120 192H122V193H120ZM134 192V193H135ZM149 192V193H148ZM168 192H169V190H168ZM167 192V193H168ZM207 192H208V190H207ZM94 193V194H93ZM120 193V194H119ZM167 193H165V195H167ZM28 195V194H27ZM42 195V196H41ZM53 197H52V196ZM64 195V196H63ZM63 196V197H62ZM113 196V197H112ZM126 196V197H125ZM49 197V198H48ZM62 199H61V198ZM94 197V196H93ZM192 197V198H191ZM21 198V199H20ZM52 198V199H51ZM120 198V199H119ZM125 198V199H124ZM189 198V199H188ZM203 198V197H202ZM49 199H51V201H53V203L49 200ZM61 199V200H60ZM124 199V200H123ZM129 199H131L130 201H129ZM173 199L175 200V198L173 197ZM192 199V200H191ZM18 200V201H19ZM140 200H142V201H140ZM17 201V202H18ZM69 201V202H68ZM115 202V204H114V202ZM139 202V203H144V204H140V206H138L139 205V203H137V202ZM54 202H55V204H54ZM68 202V204H66V203ZM127 202H130V203H127ZM147 202V203H146ZM22 202L21 203H19L18 204V206L16 205V208L14 207V208H11L12 209V211H11V209L10 210H7L8 212L10 211L11 213H10V215L11 216H14L15 215V213H17L18 211V209L21 207V205L23 204ZM43 203V204H42ZM63 203H65L66 204V206H65V204H63ZM100 203V204H99ZM106 203H111V207H107V208H105L104 207V205L106 204ZM134 203V204H133ZM158 203V204H157ZM120 204H122V206L120 205ZM124 204V205H123ZM125 204H126V206H125ZM62 205H64L63 207H62ZM88 205H90V206H88ZM120 207H119V206ZM154 205V206H153ZM58 206V207H57ZM60 206V207H59ZM100 206V207H99ZM137 206V207H136ZM172 206H173V208H172ZM50 207V208H49ZM71 207H73V209L71 208ZM91 207L93 208V209H91ZM96 207V208H95ZM134 207H136V209H135V211H133V208ZM152 207V208H151ZM189 207H191V205H189ZM60 208V209H59ZM62 208V209H61ZM87 209V211H86V213L84 212V209ZM89 208H90V210H89ZM130 208H131V210H130ZM148 208V210H145V209H147ZM164 208V209H163ZM220 208H226V206H223L222 205V207H220ZM4 209V208H3ZM2 209V210H3ZM13 209H16V211L15 210H13ZM54 209V210H53ZM106 209V210H105ZM128 209H129V211L132 213V214H130V212L128 211ZM170 209V210H169ZM209 209V208H208ZM4 210H6V209H4ZM26 210H28V209H26ZM25 210V212L27 213L28 211H26ZM59 210V211H58ZM70 210V211H69ZM94 210V211H93ZM69 211V212H68ZM137 211H138V213H137ZM170 211V212H169ZM1 212V211H0ZM58 212V213H57ZM60 212V213H59ZM82 212V213H81ZM117 212V213H116ZM120 212V213H119ZM142 212H144L143 214H142ZM152 212V213H151ZM52 213H55V215L54 216H52V219L51 220H49V222H48V224H44L43 222H44V220H46L48 217H49V215L51 216L52 215ZM76 215H75V214ZM151 215H150V214ZM71 214H73V215H75V216H73V215H71ZM78 214V215H77ZM108 214V215H107ZM116 214V215H115ZM122 214V215H121ZM136 214V217L134 216ZM141 214V215H140ZM167 214V215H166ZM184 214V215H183ZM3 215V214H2ZM67 215H69V218H68V216ZM111 215V216H110ZM145 215V216H144ZM148 215V216H147ZM107 216L108 218H105V217ZM147 216V218H145ZM173 216H175V220H173ZM9 217V216H8ZM25 217V216H24ZM91 217V218H90ZM113 217V218H112ZM135 219H134V218ZM143 219H142V218ZM159 217V218H158ZM192 217V218H191ZM32 218V219H31ZM75 218H77V219H75ZM129 219V221H127L128 219ZM141 218V219H140ZM152 218V219H151ZM121 219H123V220H126L123 224H122V221H121ZM150 219L152 220L151 222H149L150 221ZM63 220H64V223H63ZM93 220V221H92ZM113 220H117V222L115 223V224H111L112 223V221ZM119 220V221H118ZM28 221H32V224L31 223H29ZM70 221H71V223H70ZM102 221H105V223H103ZM139 221H141V224L139 223ZM148 221V223H146ZM172 222V224H171V226H170V224H169V222ZM74 222V223H73ZM173 222H175V223H173ZM29 223V224H28ZM142 223H143V225H142ZM10 224H12V223H10ZM27 224V225H26ZM37 224H40V225H42V227H36L37 226ZM68 225V228L67 229H64V225ZM110 224V225H109ZM127 224H128V227H127ZM130 224V225H129ZM14 224H12V226H13ZM29 225V226H28ZM112 225V226H111ZM158 225V226H157ZM168 225V226H167ZM26 226H28V228L26 227ZM54 226V227H53ZM108 228H107V227ZM137 226H139V227H137ZM145 226V227H144ZM152 226V227H151ZM155 226V227H154ZM91 227H93V228H91ZM166 227V228H165ZM73 228V229H72ZM97 228V229H96ZM133 228H135V230L133 231ZM153 228H154V231H153ZM161 228H164V232H161ZM55 229H56V231H55ZM61 229H63L62 231H61ZM105 229V230H104ZM113 229V230H112ZM148 229H151V231H148ZM47 230V231H46ZM90 230H92V231H90ZM104 230V231H103ZM109 232H108V231ZM116 230H117V232H116ZM128 230H130V231H128ZM143 230V231H142ZM46 231V232H45ZM90 231V232H89ZM115 232V234L113 235L111 232ZM158 231V232H157ZM44 232V233H43ZM54 234H52V233ZM69 232H75L76 233V236L75 237H70L69 236ZM81 232H82V235H81ZM113 232V233H114ZM128 232H132V237H131V239H130V242H129V246H126V248L128 249H126V248H123V246H124V244H119L118 243V239L119 238H125V237H127V235H128ZM173 232V234L171 235V236H169V235H167L168 233H172ZM183 232V233H182ZM56 233V234H55ZM84 233H86V236L89 234V236H90V238H88V239H90V242L89 241H87V240H85V238H84ZM109 233H111L112 235H110ZM156 233V234H155ZM44 234V235H43ZM50 234H52V236L50 235ZM105 236H104V235ZM107 234H109V235H107ZM183 234V235H182ZM39 235V236H38ZM49 236V237H47V236ZM101 235V236H100ZM100 236V237H99ZM109 238H108V237ZM111 236V237H110ZM38 237V238H37ZM57 237V238H56ZM67 237V238H66ZM101 237H103V238H101ZM107 237V238H106ZM134 237V238H133ZM171 237V238H170ZM45 238V239H44ZM53 238H54V240H53ZM101 240H100V239ZM190 238V239H189ZM196 238V236L194 237V238H192V237H187L186 239H184V240H182V242H181V240H178L177 241V243H178V245H179V248H180V251H181V253H183L187 248H188V244H185L184 245V243L186 242V241H190V244L192 243V240H194ZM77 239H82V240H80V243L79 244H77L75 241L77 240ZM50 240H52L51 242H50ZM58 240V241H57ZM66 240V241H65ZM97 242H96V241ZM105 240V241H104ZM48 243H47V242ZM57 241V242H56ZM95 241V242H94ZM125 241V240H124ZM44 242V244H42ZM55 242V243H54ZM75 242V243H74ZM94 242V243H93ZM38 243H41V244H38ZM65 243H67V244H65ZM69 243H71L72 245H73V247L72 248H68L67 247V245L69 244ZM90 243V244H89ZM108 243V244H107ZM136 243V244H135ZM180 243H181V245H180ZM8 244V245H7ZM32 244V245H31ZM54 244V245H53ZM38 245V246H37ZM96 245V246H95ZM105 245V246H104ZM107 245V246H106ZM116 245V246H115ZM8 246H10V247H8ZM18 246V247H17ZM32 247V248H30V247ZM76 246V247H75ZM103 246V247H102ZM133 246H135V248L137 249V251H140L139 253V255L137 256V257H135V253H134V251H133ZM21 247V248H20ZM27 247H29V249L27 248ZM52 247V248H51ZM113 247H114V249H113ZM182 247H185L184 248V250H182ZM12 250H11V249ZM49 248H51V250L49 249ZM60 248H61V250H60ZM64 248H66L65 250H64ZM5 249H10V251H11V256L9 257V254H8V251H6ZM41 249V250H40ZM62 249H63V251H62ZM93 249H95L94 251H92ZM99 249V250H98ZM15 250V251H14ZM17 250V251H16ZM36 250V251H35ZM38 250H39V253H38ZM51 252H50V251ZM60 250V251H59ZM132 250V251H131ZM27 251H28V253H27ZM42 251H43V254H42ZM72 251V252H71ZM77 251H79L80 252V254L79 255H77L76 254V252ZM107 251V252H106ZM130 251H131V254H129V255H131V256H129L127 253H130ZM6 252V253H5ZM49 252V253H48ZM92 252V253H91ZM120 252V253H119ZM124 252V253H123ZM142 252V253H141ZM37 253H38V255H37ZM215 253H217V252H215ZM8 254V255H7ZM103 254L105 255V256H103ZM127 254V255H126ZM30 255H31V257H30ZM42 255V256H41ZM57 255V256H56ZM132 255H134V256H132ZM14 256V257H13ZM20 256V257H19ZM22 256H24V258L22 257ZM26 256V257H25ZM78 256V257H77ZM127 256V257H126ZM129 256V257H128ZM159 256V255H158ZM157 256V257H158ZM210 256H215V255H213L212 253L210 254ZM40 257H41V259H40ZM56 258V260H54L55 258ZM77 257V258H76ZM90 257V258H89ZM101 257V258H100ZM110 257V258H109ZM62 258V259H61ZM65 258V259H64ZM74 258H76L75 260H74ZM117 258V259H116ZM120 258V259H119ZM215 257H212V259H210L209 261H211V260H213ZM4 259V260H3ZM51 259V260H50ZM117 260V262H116V260ZM119 259V260H118ZM58 260V261H57ZM63 260H64V262H63ZM112 260H115V262L116 263H114ZM128 261L127 263H125L126 261ZM19 261H20V263H19ZM22 261V262H21ZM39 263H38V262ZM17 262V263H16ZM52 262V263H51ZM60 262V263H59ZM93 262V263H92ZM123 262V263H122ZM42 263V264H43ZM155 264H172V262L171 261H168V262H163V261H161V260H159V258H156L155 257Z\"/></svg>", "mask_w": 264, "mask_h": 264}]
</instances>
